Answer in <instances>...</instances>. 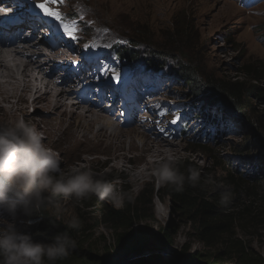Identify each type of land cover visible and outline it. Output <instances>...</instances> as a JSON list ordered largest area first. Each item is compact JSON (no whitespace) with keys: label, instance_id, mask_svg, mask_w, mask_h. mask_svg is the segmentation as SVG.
<instances>
[{"label":"rangeland","instance_id":"obj_1","mask_svg":"<svg viewBox=\"0 0 264 264\" xmlns=\"http://www.w3.org/2000/svg\"><path fill=\"white\" fill-rule=\"evenodd\" d=\"M21 1L14 2L17 3L16 9L37 11V20L42 16L47 17L35 7L37 3H43L45 0ZM54 7L64 18L65 23L74 22L77 25L73 39L64 32L58 21L48 17L53 21L56 31L61 34L57 39L69 42L73 48L72 51L60 49V53H65L68 57L54 63L60 62L67 66L73 76V82L77 83L85 78V81L88 79L94 82L95 88L105 89L107 100L103 101L101 107H85L93 111L98 109L104 111L105 116H109L116 125L118 124L120 133L115 138L101 137L100 141L103 144L96 142L92 150L86 153L88 157L85 158L88 162L78 161L81 148L75 147L65 155L63 149L57 147L59 143L57 139L49 140L41 133L43 142L57 155L62 170L69 171L73 167L90 166L100 177L107 181L111 180L119 194V199L101 200L93 196L86 201H76L73 198L53 197L49 206L44 209V213L65 226L73 215L78 216L83 226L78 232L71 230L73 236L84 243L83 250L90 251L103 264H109L104 262L106 254L115 251L113 243L116 234L123 231L119 229L115 234L102 222L104 205L121 211L123 215L131 218L132 227L128 229L129 231L141 230L144 235L149 236L157 235L162 228L170 227L176 232L172 246L153 247L150 252L148 250L132 252L115 264L146 261L154 256L179 264L177 256L183 247H189L190 253H200L209 258L218 254L216 258L220 259L219 264H234L231 258L223 256L222 245L210 249L199 242L191 226L173 209L168 198L160 201L154 197L151 203H148L151 188L157 192L164 186L157 182L153 169L147 171L143 180H140L133 175L131 177L120 173L115 163L117 161L123 163L124 173L126 170L134 173L133 170L142 163L138 159L133 160L132 157H141V153L138 152L141 146L145 143L146 145L158 143L163 138L175 146L177 153L166 162L175 166L177 162L187 160L191 166L197 167L201 172L204 187L213 193H220L225 187L232 191L233 186L229 184L230 175L234 179L241 176L244 181L237 183L241 191V201L247 206L251 192L245 189H252L257 195L264 196V152L256 144L253 127L250 125L256 116L264 119V105L252 103L250 123L245 120L223 118V127L220 125L221 134L216 133L211 144L208 143L212 150L206 153L198 152L194 146L197 141L193 137L204 131L211 133L215 126L205 123L207 120L201 115L209 112L219 121L221 119L219 109L213 107L208 111L205 104L201 106L197 104L198 101L190 100L191 94H187L186 87L178 83L177 77L173 75V72L177 71L175 59L169 60L168 68L160 74L162 76L160 80L148 79L147 77L151 78V75L149 76L144 69L145 61L149 57L145 45L135 50L138 57L134 64L125 63L121 67L115 63L114 58L110 57L114 53L110 51V47L117 42L126 46L128 40L122 37L136 38V35H143L155 44L171 47L177 51L176 54L193 57L195 66L204 77L264 87V0H61L58 6ZM226 7H230L231 10L226 12ZM180 11H185L194 23L192 31L194 39L192 44L187 46L179 39L170 36L171 19ZM41 24L44 25L43 22ZM129 28L134 32L128 31ZM41 32L37 34L39 35L36 37L37 44H42V41H54L41 35ZM18 37L22 39L23 36L18 34ZM41 47L50 51L45 45ZM78 54L81 55L80 59ZM87 55L90 57L88 61ZM96 58L99 60L93 64ZM100 59L105 62L103 66ZM81 61L84 63L79 67L78 63ZM61 67V64H57L52 76L53 79L56 78L57 83L63 80L62 73L66 72V67ZM49 71L50 68H44L45 73ZM113 74L116 80L112 79ZM127 78H130L125 81V84L130 83L129 92L122 94L119 91L120 85ZM257 78H261V82L252 81ZM111 83L116 88H113ZM82 84L87 85L85 82ZM71 92L72 90H69L71 98L66 96L68 104L75 100L72 99ZM81 94L82 92L79 96L84 98ZM94 94L85 98L86 104L89 105L93 100L101 97L99 90ZM115 102L117 107L112 108ZM205 107L206 111L203 110ZM117 114L121 116L119 121L116 119ZM20 116L39 120L49 118L50 114L28 107L24 113L17 112L16 117ZM3 118L0 123L11 120ZM174 119L176 123H172ZM123 122L126 126L121 125ZM67 126L72 130L80 131L77 127ZM180 127H185L187 130L186 137L181 136ZM96 128V126L92 128L89 138ZM132 144L137 150L132 149ZM70 158L73 160V166H66ZM106 158H112V162L104 164ZM219 163H227L228 166H221ZM209 176L213 177L217 184H207L205 181ZM256 176H258L256 180H251ZM57 205L62 208L59 214L56 210ZM231 205L234 207L236 204ZM243 207L241 205L239 210L244 209ZM234 209L231 211L236 210ZM246 209L249 215L243 214L239 222H236L234 239L240 240L255 256L264 257V215L262 222L257 216L251 220L255 210ZM141 214H150L152 218L138 221V216L140 217Z\"/></svg>","mask_w":264,"mask_h":264},{"label":"trees","instance_id":"obj_2","mask_svg":"<svg viewBox=\"0 0 264 264\" xmlns=\"http://www.w3.org/2000/svg\"><path fill=\"white\" fill-rule=\"evenodd\" d=\"M193 29L194 23L185 11H180L171 19L170 36L182 41L183 45L187 46L192 44L194 39L192 33ZM128 31H132V29L129 28ZM136 36L137 39L135 37L118 36L126 38L128 40L127 45L124 46L121 42L111 45L110 51L114 53H112L110 57L114 58L116 64L120 67L124 66L125 63L129 65L134 64L138 57V53L135 50H137L139 46L145 45L146 48H148L149 57L145 61L144 69L149 76L151 75V78L147 77L148 79L158 78L160 80L162 77L160 74L168 68L169 60L172 61V59H175L177 71L173 72V75L177 77L178 83L180 82L181 85L186 87L187 94H191L190 100L198 101L197 104H201V106L205 104V106L208 107V111L213 107L219 109L221 115L219 121L209 112H205L201 115V117L207 120L205 123L207 122L215 126L211 133H208L209 131H204L193 137L197 141V143H194V146L197 148L198 152L206 153L212 150L208 143L211 144V140H214V135L216 133L221 134L222 129L220 125L223 127V118L241 121L245 120L250 123L252 118L250 111L253 110L252 103L264 105V87L248 85L247 83L224 81L214 77H204L195 66L193 57L181 55V53L176 54L177 51L171 49V47L155 44L143 35ZM170 74L171 73H169V75ZM252 81L261 82V78L253 79ZM206 107L203 110L206 111ZM250 125L253 127V136L256 144L259 149L264 152V119H262L261 116H256ZM203 126L205 127L204 124ZM180 130L182 137L188 135L185 127H180ZM194 153H197V151H194ZM219 164L221 166H228L227 163ZM175 166L186 174L188 168L197 169V167L191 166L187 160L179 161ZM230 178L231 182L229 184L233 186L232 192L234 196L232 202L227 206H222L219 203L220 193H213L204 187L202 179L195 187L186 182L184 190L181 192L175 191L173 187L168 185H164L162 188L158 189L157 192L151 188L148 195V203L150 204L154 197L160 201L168 198L173 209L191 226L197 240L210 249H215L218 245H222L223 256L231 258L234 264H264V257L261 255L255 256L240 240L234 239L236 236L234 234L236 222H239L243 214L246 213V215H249L246 208L255 210V214L250 218L251 220L257 216L260 218V222H262V215H264V196L257 195L252 189L248 190L247 188L245 191L251 192L250 196L248 195L250 197V202L247 206L244 205L241 201V191L237 183V181L239 183L243 182L244 179L241 178V176L234 179L232 175H230ZM257 178L258 176L252 177L251 180H256ZM108 181L111 182V180ZM232 203L236 205L232 207ZM241 205L244 206V209L239 210ZM233 208L236 210L234 209L235 211H231ZM102 212V222L113 230L115 234L119 229H123L122 232L116 234L113 243L115 251L106 254L104 261L106 263H118L132 252L149 251L153 249V247L165 248L174 244L176 232L170 227L162 228L161 232L157 235L152 234L146 236L141 230L135 232L128 230L132 227V221L128 215H123V212L108 208L106 205L103 206ZM43 215L45 219L33 226L31 229L32 231H48L50 234H54L55 232L68 230L70 235L77 241V247L70 253L69 257L64 260L56 261L55 264H103L102 262L100 263L96 256L91 254L90 251L82 249L84 243L79 242L78 238L73 236L70 229L56 222L44 212ZM151 218L152 215L150 214H141L140 217L138 216L137 220ZM52 223L56 225L55 228L51 227ZM189 250V247H183L179 251L177 256L179 264H219L220 259L216 258L218 254L209 258L200 253H190ZM143 263L175 264L173 261L163 260L155 256L150 258V260L133 261L127 264Z\"/></svg>","mask_w":264,"mask_h":264},{"label":"clouds","instance_id":"obj_3","mask_svg":"<svg viewBox=\"0 0 264 264\" xmlns=\"http://www.w3.org/2000/svg\"><path fill=\"white\" fill-rule=\"evenodd\" d=\"M158 183L175 191L185 183L195 187L201 172L188 168L187 174L168 162L153 169ZM207 184H217L209 176ZM93 196L116 201L119 194L111 182L100 177L90 166L61 169L60 160L51 152L37 128L23 116L0 123V264H55L64 260L77 247L68 230L50 234L33 232V224L45 219L44 209L53 197L86 201ZM233 192L225 187L219 203L229 205ZM57 213L62 208L56 206ZM51 223V222H50ZM82 221L73 215L67 229L79 231ZM55 228L54 223L51 224Z\"/></svg>","mask_w":264,"mask_h":264},{"label":"bare ground","instance_id":"obj_4","mask_svg":"<svg viewBox=\"0 0 264 264\" xmlns=\"http://www.w3.org/2000/svg\"><path fill=\"white\" fill-rule=\"evenodd\" d=\"M15 1L0 0V120H4L3 117H6V120L7 118L15 119L17 112L24 113L28 107L48 112L50 117L47 119L34 120L28 117L24 119L33 124L40 133L45 134L47 139H57L59 141L57 147H61L65 155L69 154L75 147L81 148L78 161L88 162V159L85 158V156L88 157L86 153L92 150L96 142L102 143L101 137L115 138L120 133L118 124L116 125L109 116H105L104 111L99 109L93 111L85 107H101L103 101L107 100L105 89L95 88L93 86L95 83L88 79L85 81V78L77 83L73 82V76L68 67L60 62L57 64L66 67V72L62 73L65 78L63 77V80L57 83L56 78L53 79L52 77L57 65L54 62L68 57L65 53H60V49H62L61 51L63 49L72 51V45L60 39L53 42L51 40L42 41V44H37L36 37L39 36L37 34L40 32L37 23L31 24L21 17L11 19L12 15L9 16L10 12H24L20 8L16 9L17 3L14 4ZM17 1L22 2L21 0ZM229 10L231 8L226 7L225 11L228 12ZM18 34L23 36L22 39L18 37ZM41 35H47V32H41ZM43 45L47 46L50 51L44 49L45 47L42 48ZM80 54H78L79 59L81 58ZM83 63V61L78 63L79 67L83 66ZM44 68H50V71L45 73ZM83 82L87 85H83ZM74 88L78 89L75 90ZM69 90H72L71 96L75 100L68 104L66 101L71 98L69 97ZM93 90H95L94 93L99 90L101 97L88 105L85 98L94 96ZM81 92L84 98L79 96ZM111 107H117L116 102ZM116 119L121 120V116L118 115ZM67 125L77 127L80 131L72 130ZM121 125L126 126L124 122ZM95 126L97 127L96 131L89 138L88 135ZM131 147L133 150H137L133 144ZM138 152L141 153V157L133 156L132 159H138L142 164L133 170L134 173H130L132 171L128 170L124 173V165L120 161H117L115 165L123 175L131 177L133 175L140 180H143L147 171L154 169L177 154L175 153V146L163 138L155 144L146 145L145 143ZM110 162H112V158H106L103 161L104 164ZM72 163L73 160L70 158L66 166H71Z\"/></svg>","mask_w":264,"mask_h":264},{"label":"snow or ice","instance_id":"obj_5","mask_svg":"<svg viewBox=\"0 0 264 264\" xmlns=\"http://www.w3.org/2000/svg\"><path fill=\"white\" fill-rule=\"evenodd\" d=\"M61 2V0H45L43 3H37L35 5L36 8L40 9L45 16L54 18L55 21H58L62 27L64 32L75 39V33L77 31V25L73 22L71 24L65 23L64 18L61 16L59 11L54 6H58V4ZM113 80H116L115 74L112 76ZM161 115H164V113H160ZM172 123H176V120L174 119Z\"/></svg>","mask_w":264,"mask_h":264},{"label":"water","instance_id":"obj_6","mask_svg":"<svg viewBox=\"0 0 264 264\" xmlns=\"http://www.w3.org/2000/svg\"><path fill=\"white\" fill-rule=\"evenodd\" d=\"M150 252V251H149Z\"/></svg>","mask_w":264,"mask_h":264}]
</instances>
